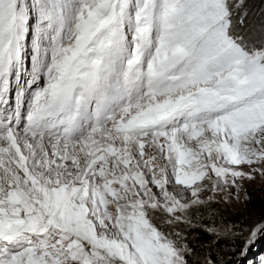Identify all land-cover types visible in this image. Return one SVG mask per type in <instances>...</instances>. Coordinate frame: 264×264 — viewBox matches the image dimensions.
<instances>
[{
	"label": "snow or ice",
	"instance_id": "snow-or-ice-1",
	"mask_svg": "<svg viewBox=\"0 0 264 264\" xmlns=\"http://www.w3.org/2000/svg\"><path fill=\"white\" fill-rule=\"evenodd\" d=\"M257 185L264 0H0V264H244Z\"/></svg>",
	"mask_w": 264,
	"mask_h": 264
},
{
	"label": "rangeland",
	"instance_id": "rangeland-1",
	"mask_svg": "<svg viewBox=\"0 0 264 264\" xmlns=\"http://www.w3.org/2000/svg\"><path fill=\"white\" fill-rule=\"evenodd\" d=\"M248 2L253 6L254 11L260 10L261 0H248ZM245 188L249 194L247 201L229 208L214 206L210 211L222 217L225 222L236 225H247L253 219L260 218L256 211L264 206V189L259 185L255 187L245 186ZM261 254H264V236L259 237L252 245L244 264H248L250 260L255 261Z\"/></svg>",
	"mask_w": 264,
	"mask_h": 264
},
{
	"label": "water",
	"instance_id": "water-1",
	"mask_svg": "<svg viewBox=\"0 0 264 264\" xmlns=\"http://www.w3.org/2000/svg\"><path fill=\"white\" fill-rule=\"evenodd\" d=\"M256 213H258L257 215H259L260 217H261V216H264V206L261 207V208H259V209L256 211Z\"/></svg>",
	"mask_w": 264,
	"mask_h": 264
},
{
	"label": "trees",
	"instance_id": "trees-1",
	"mask_svg": "<svg viewBox=\"0 0 264 264\" xmlns=\"http://www.w3.org/2000/svg\"><path fill=\"white\" fill-rule=\"evenodd\" d=\"M201 239H204V236H201Z\"/></svg>",
	"mask_w": 264,
	"mask_h": 264
}]
</instances>
